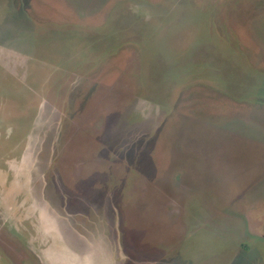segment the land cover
<instances>
[{"label":"rangeland","instance_id":"obj_1","mask_svg":"<svg viewBox=\"0 0 264 264\" xmlns=\"http://www.w3.org/2000/svg\"><path fill=\"white\" fill-rule=\"evenodd\" d=\"M0 264H264V0H0Z\"/></svg>","mask_w":264,"mask_h":264}]
</instances>
